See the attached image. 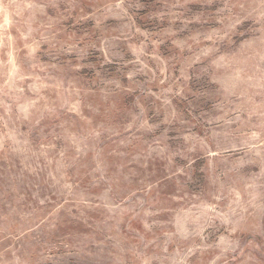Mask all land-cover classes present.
Segmentation results:
<instances>
[{
  "label": "rangeland",
  "instance_id": "obj_1",
  "mask_svg": "<svg viewBox=\"0 0 264 264\" xmlns=\"http://www.w3.org/2000/svg\"><path fill=\"white\" fill-rule=\"evenodd\" d=\"M0 264H264V0H0Z\"/></svg>",
  "mask_w": 264,
  "mask_h": 264
}]
</instances>
